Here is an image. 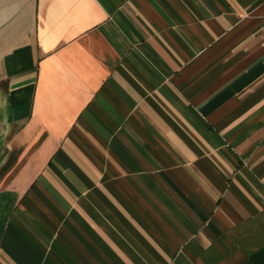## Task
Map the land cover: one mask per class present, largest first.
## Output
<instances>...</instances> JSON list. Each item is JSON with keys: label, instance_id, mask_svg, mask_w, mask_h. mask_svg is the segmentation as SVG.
<instances>
[{"label": "crops", "instance_id": "obj_1", "mask_svg": "<svg viewBox=\"0 0 264 264\" xmlns=\"http://www.w3.org/2000/svg\"><path fill=\"white\" fill-rule=\"evenodd\" d=\"M0 264H264V0H0Z\"/></svg>", "mask_w": 264, "mask_h": 264}, {"label": "flooded vegetation", "instance_id": "obj_2", "mask_svg": "<svg viewBox=\"0 0 264 264\" xmlns=\"http://www.w3.org/2000/svg\"><path fill=\"white\" fill-rule=\"evenodd\" d=\"M1 145H2V144H1V141H0V154L2 153V148H1Z\"/></svg>", "mask_w": 264, "mask_h": 264}]
</instances>
